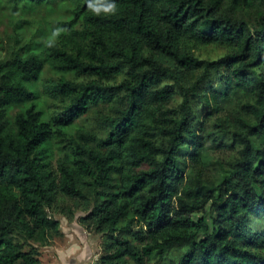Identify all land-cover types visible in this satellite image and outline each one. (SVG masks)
<instances>
[{
  "label": "trees",
  "instance_id": "obj_1",
  "mask_svg": "<svg viewBox=\"0 0 264 264\" xmlns=\"http://www.w3.org/2000/svg\"><path fill=\"white\" fill-rule=\"evenodd\" d=\"M77 213L92 264H264V0H0V264Z\"/></svg>",
  "mask_w": 264,
  "mask_h": 264
},
{
  "label": "rangeland",
  "instance_id": "obj_2",
  "mask_svg": "<svg viewBox=\"0 0 264 264\" xmlns=\"http://www.w3.org/2000/svg\"><path fill=\"white\" fill-rule=\"evenodd\" d=\"M90 119H92L91 116ZM207 154L211 163L210 169L216 170L229 157L228 152L220 149L211 148ZM181 159L187 163V158L181 157ZM81 216V213H77L73 221L57 216L62 235L60 238L53 239L50 246L39 249L40 264H91L100 255L104 236L84 230L77 222ZM200 216L201 214H198L195 218ZM204 216L208 223L214 218V213L209 206L206 207Z\"/></svg>",
  "mask_w": 264,
  "mask_h": 264
},
{
  "label": "clouds",
  "instance_id": "obj_3",
  "mask_svg": "<svg viewBox=\"0 0 264 264\" xmlns=\"http://www.w3.org/2000/svg\"><path fill=\"white\" fill-rule=\"evenodd\" d=\"M89 8L90 9H92L97 15L100 13V9L99 8H94L93 7V5L91 4V3H89ZM103 11L106 13V14H115V12H116V5L115 4H113V3H110L109 5H108V7H106V8H104L103 9ZM59 34V30H57V32L56 33H54V35H58ZM98 258V257H97ZM96 258V259H97ZM95 259V260H96ZM94 260V261H95ZM93 261V262H94ZM92 264V263H91Z\"/></svg>",
  "mask_w": 264,
  "mask_h": 264
}]
</instances>
